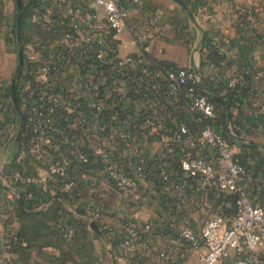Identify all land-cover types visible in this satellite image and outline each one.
<instances>
[{"label": "built area", "instance_id": "2783aa9c", "mask_svg": "<svg viewBox=\"0 0 264 264\" xmlns=\"http://www.w3.org/2000/svg\"><path fill=\"white\" fill-rule=\"evenodd\" d=\"M24 1L40 34L23 42L19 105L35 152L51 149L58 156L47 159L42 172L15 174L13 183L26 188L27 196H45L53 190L71 194L82 186L70 174L71 166L79 162L100 171L123 200L141 205L146 194L141 180L149 169L135 132L139 117L143 128L162 138V155L179 156L183 175L173 187L174 211L145 221L140 232L132 220L126 222L122 245L136 264H189L191 253L197 264H264V167L255 175L252 162H240L222 126L212 123L215 105L201 92L193 69L151 66L148 54L157 17L131 22L133 7L141 0ZM248 73L229 75L227 86L235 89L248 81L263 97L259 71L252 73V83L246 80ZM161 86L177 109H185L203 127L192 131L183 122L168 127L158 94ZM119 105L131 114L123 117L122 109L116 110ZM113 139L122 145L120 152L111 144ZM76 140L87 141V150ZM195 150L202 154L195 155ZM88 186H96V180ZM199 189L233 194L234 214L215 213L195 226L181 208ZM17 192L14 187L12 193ZM225 207L233 206L226 202ZM85 212L91 221L104 220L89 207ZM73 231L70 224L62 236L69 239ZM161 236L171 241L158 249L154 241Z\"/></svg>", "mask_w": 264, "mask_h": 264}, {"label": "crops", "instance_id": "0c3cea01", "mask_svg": "<svg viewBox=\"0 0 264 264\" xmlns=\"http://www.w3.org/2000/svg\"><path fill=\"white\" fill-rule=\"evenodd\" d=\"M191 1L188 8L193 14V19L174 0H141V3L134 5L130 19L132 23H137L146 16L157 17L158 26L153 33L151 50L148 54L151 64L172 63L180 67L191 68L195 73L197 71L200 86H203L202 79L214 76L226 84L229 75L249 68L256 72L259 71L260 80L264 83V0H195V4H192ZM12 6V0H3L2 12L5 14L3 19L12 17ZM241 9H250V16H240ZM205 32L212 39V44L217 45L226 56V60L220 66H215L205 57L206 48L203 44ZM250 80L252 83L253 79ZM158 94L163 102L167 124L182 121L189 123L193 130L198 125H202L188 113L184 121V118L179 115L183 108L177 109V105L174 104L175 100L165 94L163 86L158 87ZM7 108L4 101L0 99V187H2L0 191V264H16L19 261L18 255L8 251L9 243L12 244L16 241L18 228L14 211L16 199L18 198L20 206L24 205L28 209H44L48 205V198L59 192L54 193L55 190H53L51 194L45 196L36 193L27 196L26 188L19 187L12 181V176L17 173H3V166L17 150L19 135L17 133L19 116L16 119L14 115H11L10 108ZM241 108L240 112L237 107H230L231 122L234 123L229 124V131L233 133V127H236L237 133L239 132L237 142H232L233 149L237 154L245 150L248 162L254 163L258 156L264 157V96H259L256 91L251 96H245ZM217 117L218 113H216L215 118ZM134 125L138 144L144 151L148 168L151 169L154 164L153 160L166 159L167 155L160 153L162 151V149L160 150L162 138L153 137L151 131L142 127L143 121L138 118H135ZM76 142H79L78 146L81 149L87 150V141L76 140ZM252 143L257 149L253 155L251 149L246 146ZM111 144L116 151L122 150V145L117 144L116 139H113ZM51 152L56 153L55 150H51ZM201 152L195 150V155L202 154ZM46 162L43 161L45 165ZM45 165L37 166L36 172L44 171ZM70 174L82 181V186L77 191L80 197L83 196V190L91 188L88 185L93 179L96 180V186L93 188L97 189L102 196L111 197L110 193H113L112 202L114 206L124 216L127 215L134 221L136 230L139 232L142 230L145 221L151 220L160 212L168 210L167 203L161 205V195H164L165 192V195L171 194L173 196L174 185L169 184L159 191L150 178H145L141 180L146 190L144 201L141 205L131 207L115 192L116 190L104 178V175L100 171H96L94 167L84 170L72 165ZM14 187L17 188L18 195L12 193ZM22 189L24 190L22 191ZM21 195L23 200L20 198ZM213 199L214 197L208 198L204 192L195 193L185 200L181 212L189 217L195 226L199 227L206 219L216 213ZM67 202L69 204L70 200L67 199ZM40 204L42 205L41 208H35V205ZM68 204V209H71ZM170 241L169 236H161L154 241V244L156 248L161 249L168 246ZM103 248L105 247L102 246ZM106 249L107 253L111 255L110 243ZM114 258L115 262L112 259V264H136L134 256L126 255L117 258L114 255ZM187 260L189 264H197V256L194 253H191Z\"/></svg>", "mask_w": 264, "mask_h": 264}, {"label": "trees", "instance_id": "16d2710c", "mask_svg": "<svg viewBox=\"0 0 264 264\" xmlns=\"http://www.w3.org/2000/svg\"><path fill=\"white\" fill-rule=\"evenodd\" d=\"M181 1L188 7L191 0ZM21 2L24 25L23 28L25 29V18L27 16V13H30V8L24 0H21ZM191 2L192 4H195V0H192ZM249 12L251 13L250 9H243L240 11V16H248ZM16 13L17 12L15 8L12 12V16L15 19L14 27L8 26L11 31L14 32L12 42H15V44ZM4 17L5 14L2 12V10H0V19ZM31 32H36V34L38 35L40 34V29L37 26L33 25L32 29H30L29 32L26 33L25 30H23V42L26 43L30 39L38 37L36 35L31 36ZM5 40L6 43L11 46L12 42L9 41L7 38H5ZM203 44L206 48V59L213 63L215 66H220L221 63L226 60V56L224 55V53L221 52V49L217 47V45L212 44V39L208 37L206 32L203 36ZM171 64L172 63H162L151 66L153 68L156 66L164 68ZM246 70L249 71L246 80L250 81L252 73H255L256 71H254L252 68ZM202 84L203 86H200L201 92L209 97V99L215 105L216 111L218 113V117H214L212 119V123L218 126L221 125L224 136L231 140V142H237L239 138V132L237 133L238 130L235 129L236 127H233V133L229 131V124L234 123L231 122L232 113L230 112V107H237L238 109H240L241 112L243 99L247 95H253V92H255V90L251 88L248 81L246 84L240 86L239 88L231 89L227 86V82L225 84L221 81V79H218L216 76L212 78L202 79ZM6 92V96L11 97L10 88ZM15 92L17 105L19 106L22 116L24 117V113L22 112L19 105L18 84H16ZM214 96L218 97L225 104L229 112V121L227 113L225 112L223 107L217 102ZM9 108L11 109V115H14V117L18 119V114L15 109V105L12 101L11 105H9ZM120 108L121 106L119 105L116 110H120ZM122 111L123 117L126 116V114H131V111L127 112L128 110L123 109ZM179 115L184 118V121L188 116L185 109H182ZM138 119L141 120V118L139 117ZM185 124L191 129L189 123ZM201 124L202 125H198L195 130H191L198 131L200 128L203 127V123ZM167 126L174 128L176 126V123H169L167 124ZM240 144L244 145L241 142ZM246 146L251 149V151L253 152L252 155L256 153L257 149L255 148V145L253 143L248 144ZM57 156V153L48 150V154L45 156V158H56ZM237 157L243 164L251 165V163L248 162L245 150H243L242 153H238ZM43 159L44 154L43 156H41V159H37L36 155L30 153L28 144V133L25 127V123L23 121V124L21 126V132L18 135L17 139V150L13 154L11 159L3 166V173H20L25 175H34L37 173L36 167L40 166L42 162L45 161ZM153 163L154 164L152 165L151 169L148 168L149 174L146 176V178H150V180L154 183L155 188L159 189V191L169 184H177L182 178L183 173L180 168L179 156L176 153L167 154L166 159H155L153 160ZM74 165H76L77 167H81L84 170L90 167L88 165H83L79 162H75ZM251 166L254 167L255 175H257L258 171L262 167H264V157L258 156L257 160L252 163ZM163 175H166L168 179H163ZM1 190L2 187H0V191ZM23 190L24 189H22V191ZM83 191L84 193L81 197L77 194V191L71 194L61 192L56 193L55 195H52L48 198V205L44 209H28L24 207V205L20 206L18 198L16 199L17 203L14 207L15 217L18 222L16 241L12 244L9 243L10 248L8 249V251H12L13 253H16L18 255L19 261L16 264H104V262L95 252V246L91 237L90 228L86 227L85 225V209L89 207L90 209L100 212L102 214L103 219H112V216H114L115 214L114 212L117 211V208L112 202L113 193H110V198H105L97 189L93 187ZM198 192L206 193L208 198L214 197L213 200L214 208H216V213H223L229 217L234 214L235 196L233 194L218 193L217 191L210 189H199L194 191L192 195ZM161 197V199L159 197L161 205H165L167 203V206H169L168 209L174 211L175 198L171 194L165 195V192L164 195H161ZM20 198L23 200L22 195ZM67 199L70 200L69 204L67 202ZM124 201L127 203V205L131 207L139 205V203L130 200ZM226 202H231L233 207L226 208ZM67 204L71 209H68ZM130 220L131 218H128L127 215L124 216L121 222L122 226L119 229L110 227V225L105 226L106 224L102 223V221L99 220H95L92 223V227L95 230L96 237L102 241H106V243L111 244V251L113 252L115 257L126 256L127 252L123 247L122 242L124 240L125 235V224ZM70 224H73L74 231L69 239H65L62 236L61 231Z\"/></svg>", "mask_w": 264, "mask_h": 264}, {"label": "rangeland", "instance_id": "374dc122", "mask_svg": "<svg viewBox=\"0 0 264 264\" xmlns=\"http://www.w3.org/2000/svg\"><path fill=\"white\" fill-rule=\"evenodd\" d=\"M12 3H13L12 10H14L16 8V5L14 4V0H12ZM14 20L15 19L13 18V16L10 17L9 19H3V18L0 19V99H2V101H4V105L8 108H9V105H11L12 99L10 96L9 97L6 96V93H7L6 91L10 88V85L12 83V78H13V75H14V72L16 69V65H17V46H16L15 42H12V40H11L12 44H11V46H9L6 43L5 38H7L9 40L12 39L14 32L11 31V29L9 27H11V26L14 27V23H15ZM25 21H26L25 29L23 28L24 25L22 24V32H23V30H25V32L27 33L30 31V29H32V27L34 25L32 23L31 15L29 13H27ZM15 31H16V27H15ZM30 34H31V36L32 35L37 36L36 32H31ZM18 83H19V78L17 80V84ZM28 144H29V151L31 154L36 155L37 159H41V156H43V154H44L43 160L47 161V158H45V156L48 154V150H41L39 153L35 152V148L30 143L29 136H28ZM49 159H51V158H49ZM42 164L45 165V163H43V162H42ZM114 213L115 214H114V216H112V219L111 218H105L102 221V223L106 224L105 226L110 225V227L119 229L122 226L121 222L123 220L124 214L121 211H119L118 209ZM108 217H111V216H108ZM85 219H86L85 220L86 227L90 228L91 237L93 239V244L95 246V252L98 254L100 259L104 262V264H112L111 262H112L113 258L110 254L107 253V249H106V246L108 245V243H106V241H102L96 237L95 230L92 227V223L94 221H91V218L88 215H86ZM90 222H92V223H90ZM102 246L105 248L102 249ZM100 250H102V251H100ZM126 255H129V254L126 253ZM117 258H120V257H117Z\"/></svg>", "mask_w": 264, "mask_h": 264}, {"label": "water", "instance_id": "95a60500", "mask_svg": "<svg viewBox=\"0 0 264 264\" xmlns=\"http://www.w3.org/2000/svg\"><path fill=\"white\" fill-rule=\"evenodd\" d=\"M15 1V5H16V46H17V65H16V69L12 78V83H11V87H10V95H11V99L13 104L15 105V109L17 111V114L19 116V128L17 133L20 134L21 132V126L23 124V116L22 113L19 109V106L17 105V101H16V84H17V80L19 78V72L23 63V38H22V24H23V13H22V2L21 0H14ZM176 1L178 4L181 5V7L187 12L188 16L193 19V14L192 12L189 10V8L187 7V5H185L181 0H174ZM197 73V71H196ZM215 99L217 100V102L223 107V109L225 110V112L227 113V117H228V121L230 119L229 117V112L225 106V104L216 96H214ZM113 261L115 262V258H114V254L111 252Z\"/></svg>", "mask_w": 264, "mask_h": 264}]
</instances>
